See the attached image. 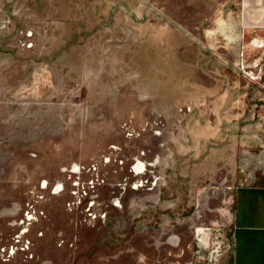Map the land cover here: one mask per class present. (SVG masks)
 I'll return each mask as SVG.
<instances>
[{
	"label": "rangeland",
	"instance_id": "1",
	"mask_svg": "<svg viewBox=\"0 0 264 264\" xmlns=\"http://www.w3.org/2000/svg\"><path fill=\"white\" fill-rule=\"evenodd\" d=\"M213 16L0 0V248L27 203L43 213L33 258L7 264H224L234 192L264 184V71L241 69Z\"/></svg>",
	"mask_w": 264,
	"mask_h": 264
},
{
	"label": "crops",
	"instance_id": "2",
	"mask_svg": "<svg viewBox=\"0 0 264 264\" xmlns=\"http://www.w3.org/2000/svg\"><path fill=\"white\" fill-rule=\"evenodd\" d=\"M190 2L210 8L213 17L220 15L216 19L222 42L246 70L264 71V0ZM177 17L174 21L184 26ZM222 261L224 264H264V184L240 186L235 190L230 247Z\"/></svg>",
	"mask_w": 264,
	"mask_h": 264
},
{
	"label": "built area",
	"instance_id": "3",
	"mask_svg": "<svg viewBox=\"0 0 264 264\" xmlns=\"http://www.w3.org/2000/svg\"><path fill=\"white\" fill-rule=\"evenodd\" d=\"M31 36V35H30ZM27 36V37H30ZM31 46V45H30ZM241 69L244 70V66L241 65ZM248 71V70H246ZM138 164H140V162H137L133 167L132 170L135 173L136 170L135 168L138 166ZM141 166H143V164L141 163ZM144 168V167H142ZM95 170V169H93ZM139 171V170H137ZM80 172V169H77L78 173ZM98 180V179H96ZM94 182H97L95 180H91L88 184H90L92 186V188L94 187ZM79 182L74 183L75 187L79 186ZM47 183L44 182L40 185V190L43 192L45 190H47ZM63 190V185L62 184H57L54 185L51 188V194L53 195H57L59 193H61ZM85 191V190H84ZM37 198H39V196H36ZM42 198V197H40ZM94 202L93 201H89L87 204V211L90 212L91 209L93 208ZM43 213L39 212L38 209L36 208L35 204L29 202L27 203L24 213H23V219L20 220L19 224H18V228L17 230L15 229L13 234L11 235V241L8 245L2 246L0 248V257H1V264H7V262H9L12 258H14L15 256L21 255L23 257L26 258H33V254L31 252V240L28 237V233H29V228L32 224H34L35 222H37L40 218V216H42ZM89 218L91 220H97L100 218V220L104 221L105 220V214L103 215H99V213H89ZM63 242V241H62Z\"/></svg>",
	"mask_w": 264,
	"mask_h": 264
},
{
	"label": "flooded vegetation",
	"instance_id": "4",
	"mask_svg": "<svg viewBox=\"0 0 264 264\" xmlns=\"http://www.w3.org/2000/svg\"><path fill=\"white\" fill-rule=\"evenodd\" d=\"M138 165H140V168L142 169V167H144V166H141V164H138ZM141 169H138L141 173H143L144 171H145V169L143 168V170L141 171ZM138 171V172H139ZM47 185H48V183H47ZM47 189H48V187H47ZM63 189H64V187H63ZM63 191V190H62ZM60 194V193H59ZM58 195V194H57ZM94 202V201H93ZM95 204V203H94ZM93 207H94V205H93ZM93 209V208H92Z\"/></svg>",
	"mask_w": 264,
	"mask_h": 264
}]
</instances>
